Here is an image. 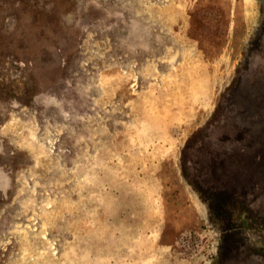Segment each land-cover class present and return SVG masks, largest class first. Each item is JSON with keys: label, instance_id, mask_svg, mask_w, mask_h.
Returning a JSON list of instances; mask_svg holds the SVG:
<instances>
[{"label": "rangeland", "instance_id": "rangeland-1", "mask_svg": "<svg viewBox=\"0 0 264 264\" xmlns=\"http://www.w3.org/2000/svg\"><path fill=\"white\" fill-rule=\"evenodd\" d=\"M219 101L192 185L181 148ZM250 244L264 0H0V264H264Z\"/></svg>", "mask_w": 264, "mask_h": 264}, {"label": "trees", "instance_id": "trees-1", "mask_svg": "<svg viewBox=\"0 0 264 264\" xmlns=\"http://www.w3.org/2000/svg\"><path fill=\"white\" fill-rule=\"evenodd\" d=\"M223 110V101H219L211 119L203 126L197 128L181 148V173L183 178L192 185L198 184V168H208L215 164L222 146L219 144V148L217 141H221V138L227 137L228 135L229 125L225 124ZM199 193L201 194V192ZM253 209L248 203L241 200L235 205V218L237 217L239 219L240 224H244L241 217L243 213H246L253 224L257 220V217H259L257 212L252 213ZM222 213L224 214V212ZM250 246L255 254L264 256L263 249L257 248L253 244H250Z\"/></svg>", "mask_w": 264, "mask_h": 264}]
</instances>
